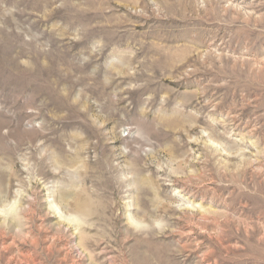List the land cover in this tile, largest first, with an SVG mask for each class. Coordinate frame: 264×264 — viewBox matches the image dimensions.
<instances>
[{"label": "rangeland", "instance_id": "obj_1", "mask_svg": "<svg viewBox=\"0 0 264 264\" xmlns=\"http://www.w3.org/2000/svg\"><path fill=\"white\" fill-rule=\"evenodd\" d=\"M0 264H264V0H0Z\"/></svg>", "mask_w": 264, "mask_h": 264}]
</instances>
